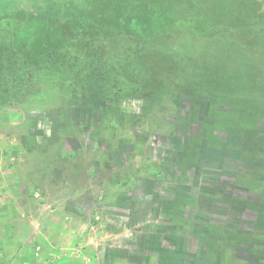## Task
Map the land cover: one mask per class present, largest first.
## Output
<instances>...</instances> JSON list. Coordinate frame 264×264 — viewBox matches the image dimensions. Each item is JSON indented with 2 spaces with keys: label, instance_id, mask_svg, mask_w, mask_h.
Instances as JSON below:
<instances>
[{
  "label": "rangeland",
  "instance_id": "obj_1",
  "mask_svg": "<svg viewBox=\"0 0 264 264\" xmlns=\"http://www.w3.org/2000/svg\"><path fill=\"white\" fill-rule=\"evenodd\" d=\"M1 56L0 264H264V0H0Z\"/></svg>",
  "mask_w": 264,
  "mask_h": 264
},
{
  "label": "built area",
  "instance_id": "obj_2",
  "mask_svg": "<svg viewBox=\"0 0 264 264\" xmlns=\"http://www.w3.org/2000/svg\"><path fill=\"white\" fill-rule=\"evenodd\" d=\"M230 180H234V178H231ZM223 181H224V180H223ZM223 183H224V182H223ZM228 195L232 196V195H233V192L230 191ZM248 200H249L248 209H249V210H254L255 207H256V204H257V197L251 193V194L249 195Z\"/></svg>",
  "mask_w": 264,
  "mask_h": 264
},
{
  "label": "crops",
  "instance_id": "obj_3",
  "mask_svg": "<svg viewBox=\"0 0 264 264\" xmlns=\"http://www.w3.org/2000/svg\"><path fill=\"white\" fill-rule=\"evenodd\" d=\"M252 193V192H251ZM250 192H248L246 195L247 196H245V198H246V206L248 207V205H249V200H248V198H249V195L251 194ZM232 198H234V196H232ZM28 220H30V219H28ZM27 220L25 219L23 222L25 223ZM246 221V220H245ZM29 227H31V226H29ZM30 228H28V232L30 231L29 230ZM34 229H32L31 231H33ZM31 238H32V236H30L29 235V237H28V239H24L23 241H22V244L21 243H19L20 245H22V246H27L29 243H31L32 244V242H31ZM30 239V240H29Z\"/></svg>",
  "mask_w": 264,
  "mask_h": 264
},
{
  "label": "trees",
  "instance_id": "obj_4",
  "mask_svg": "<svg viewBox=\"0 0 264 264\" xmlns=\"http://www.w3.org/2000/svg\"><path fill=\"white\" fill-rule=\"evenodd\" d=\"M3 62H4V57L1 56V57H0V70H1V71H3V68H4V64H3ZM13 66H15V65H13ZM13 66H12V67H13ZM4 73H6V72H3V74H2V72H0V75H4ZM237 197H239V196H237Z\"/></svg>",
  "mask_w": 264,
  "mask_h": 264
}]
</instances>
